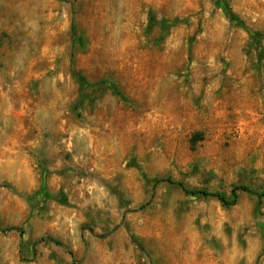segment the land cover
<instances>
[{"label": "rangeland", "instance_id": "1", "mask_svg": "<svg viewBox=\"0 0 264 264\" xmlns=\"http://www.w3.org/2000/svg\"><path fill=\"white\" fill-rule=\"evenodd\" d=\"M165 178L264 192V0H0V264H264Z\"/></svg>", "mask_w": 264, "mask_h": 264}, {"label": "trees", "instance_id": "2", "mask_svg": "<svg viewBox=\"0 0 264 264\" xmlns=\"http://www.w3.org/2000/svg\"><path fill=\"white\" fill-rule=\"evenodd\" d=\"M224 3V2H223ZM223 8L227 11L228 13V16L230 18L231 21H233L236 25H238L240 28L246 30L250 36L252 38H254V40L256 42H258L259 40L256 38L255 39V34L250 31L246 26L245 24L240 21L237 16H235L230 10H229V7L227 6L226 3L223 4ZM176 23V22H175ZM174 23V24H175ZM259 43V42H258ZM74 76L78 79V81L83 84V80L81 78V76L79 74H75L74 73ZM160 182H165L169 185H172V186H176L178 187L179 189H181L185 194L187 195H192V196H203V197H210V198H216L218 201H220L224 206H232V205H235L237 203V200H238V193L239 192H246V193H250V194H253L255 196L258 197L259 201H261V199L264 197V192L263 193H253L251 192V190L246 187V186H236L232 189L231 191V194L229 197H226L224 195H221V194H218V193H212V192H208V191H205V190H190L188 189L184 184H182L181 182H177V181H174L173 179L171 178H165V179H161V180H158L156 181V183H160ZM10 230H16V229H10ZM20 235L22 236L23 235V231L22 230H17ZM52 241V240H50ZM56 245H60L59 242H55Z\"/></svg>", "mask_w": 264, "mask_h": 264}]
</instances>
